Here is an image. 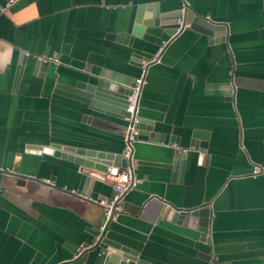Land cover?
I'll use <instances>...</instances> for the list:
<instances>
[{
	"label": "crops",
	"instance_id": "crops-1",
	"mask_svg": "<svg viewBox=\"0 0 264 264\" xmlns=\"http://www.w3.org/2000/svg\"><path fill=\"white\" fill-rule=\"evenodd\" d=\"M184 3L225 25L224 41L186 26L125 43L141 5L146 20ZM41 57L54 60L45 72ZM107 71L143 79L139 117L154 138L134 143L138 184L103 239L148 264H264V0H0V264H104L106 173L27 148L123 154L126 119L55 93ZM199 208L210 209L211 244L171 220ZM232 243L245 249L212 247Z\"/></svg>",
	"mask_w": 264,
	"mask_h": 264
},
{
	"label": "water",
	"instance_id": "water-1",
	"mask_svg": "<svg viewBox=\"0 0 264 264\" xmlns=\"http://www.w3.org/2000/svg\"><path fill=\"white\" fill-rule=\"evenodd\" d=\"M149 7L151 6L141 5L138 8L132 33L124 34L126 44L130 36L140 38L146 28H162L169 37L174 38L179 31L188 26L190 29L207 37H221V41L226 38L227 28L225 25L208 20L204 16L199 15L194 9L189 8L185 3L182 8L177 10L167 12L155 10V16L152 19H148V17L144 20L145 9H151ZM48 68L49 63L40 60L36 61L35 71L45 72ZM137 81L136 78L107 71L102 72L95 82L83 86L57 83L55 93L81 102L87 105L91 111H109L120 115L121 119H125L131 116L129 107L134 104V101H130V97L133 94V89L137 86ZM138 103L139 101H137ZM151 125V122L139 117L137 140L147 141L154 138V134H150L152 132ZM193 146L192 144L191 147ZM195 150L198 151L196 147ZM199 151L202 153L206 152L204 147ZM27 152L38 155L42 153L54 155L58 159H76V162L86 169L100 173H106L108 169H111L113 175H117L121 169H126L131 164V159H127L124 153L115 154L73 147H63L61 150V148L28 146ZM187 156L188 154H184L181 149H177L175 152L179 165L180 161L187 158ZM198 157L200 163L205 165L207 156L199 155ZM209 218V208H199L191 212H179L175 209L171 211L172 221L183 223L188 228L198 230L201 233V241L211 244V240H206L208 239ZM101 247L109 253L103 260L104 264H148L139 258V252L129 250L111 240L104 238L101 242ZM212 247L217 254H232L245 249V245L240 243L216 244Z\"/></svg>",
	"mask_w": 264,
	"mask_h": 264
},
{
	"label": "built area",
	"instance_id": "built-area-1",
	"mask_svg": "<svg viewBox=\"0 0 264 264\" xmlns=\"http://www.w3.org/2000/svg\"><path fill=\"white\" fill-rule=\"evenodd\" d=\"M13 0H10L12 2ZM166 43L162 45L159 52L155 55L151 62H156L159 60L160 54L162 53ZM40 61L43 62H53V59L41 57L38 58ZM143 86V79L137 81V86L133 89V94L130 97V101H134V104L129 107V112L131 116L129 118H125L128 122L127 124V136H126V146H125V157L127 159H131V164L126 169H121L117 175H113L111 173V169H108L106 172L107 179L111 182L113 187V196L107 201H100L99 205H101L104 209V224L101 226L99 230V235L97 238L98 244L102 242L104 233L106 232L108 226L117 221V218L120 215L121 207L120 203L123 198L130 192V190L134 189L137 184L138 180L134 174V165L132 163L133 160V150H134V143L137 141V125L139 124V101L141 89ZM6 171V170H1ZM262 172L260 168H254V175H259ZM91 249V246L84 247L80 249V254L83 251H87Z\"/></svg>",
	"mask_w": 264,
	"mask_h": 264
}]
</instances>
